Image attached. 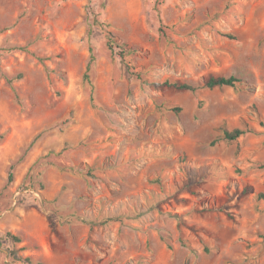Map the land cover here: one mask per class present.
<instances>
[{"label":"rangeland","instance_id":"obj_1","mask_svg":"<svg viewBox=\"0 0 264 264\" xmlns=\"http://www.w3.org/2000/svg\"><path fill=\"white\" fill-rule=\"evenodd\" d=\"M28 258L264 264V0H0V264Z\"/></svg>","mask_w":264,"mask_h":264},{"label":"trees","instance_id":"obj_2","mask_svg":"<svg viewBox=\"0 0 264 264\" xmlns=\"http://www.w3.org/2000/svg\"><path fill=\"white\" fill-rule=\"evenodd\" d=\"M228 37L230 38H235V36L231 33H227L226 34ZM109 44L111 47L115 46V43L113 41H109ZM125 49L120 50V55L121 56H125ZM93 58V57H92ZM90 69V65L88 66L87 72L85 73V78L89 79V74H88V70ZM22 74H18L16 77H8V81L12 82L15 78H19L21 77ZM167 84H171L174 86H177L179 88L182 89H189L192 91H195L197 89L196 86L187 83V82H179V81H170V80H166L165 81ZM240 83V78L235 76V75H231V76H211L205 83V86L208 88H214V87H222V86H231V87H238ZM175 110H180V107H175ZM223 130V135H222V139L228 140V141H236L238 140L241 136H243L244 134H246L247 132L250 131V129L248 127L242 128V127H236L232 130H230L227 127H222L221 128ZM246 191H249L250 189H245ZM9 236H11L14 241H20V237L17 235H13L12 233H8ZM29 261V264H44L42 262H37V263H32L30 258L27 259Z\"/></svg>","mask_w":264,"mask_h":264}]
</instances>
